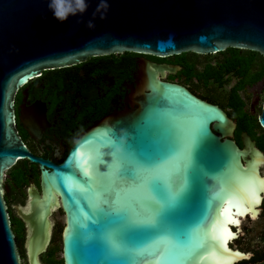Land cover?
Listing matches in <instances>:
<instances>
[{"label": "water", "instance_id": "1", "mask_svg": "<svg viewBox=\"0 0 264 264\" xmlns=\"http://www.w3.org/2000/svg\"><path fill=\"white\" fill-rule=\"evenodd\" d=\"M84 4L81 11L76 0H66L70 11L61 20L53 0H0V264H21L3 187L20 159L39 170L38 189L32 186L25 207H16L27 228L28 264H43L54 209L64 216L63 264H235L250 258L231 247L239 230L230 221L264 197L263 151L246 132L237 145L235 122L221 107L163 80L178 65L144 56L233 48L264 58V0ZM124 52L142 56L128 95L135 108L86 129L57 163L33 155L15 127L17 91L42 71ZM257 121L264 129V99ZM247 212L252 218L258 210Z\"/></svg>", "mask_w": 264, "mask_h": 264}, {"label": "flooded vegetation", "instance_id": "2", "mask_svg": "<svg viewBox=\"0 0 264 264\" xmlns=\"http://www.w3.org/2000/svg\"><path fill=\"white\" fill-rule=\"evenodd\" d=\"M239 54H241V51H239ZM172 56L174 55L164 58L154 56H144V58L157 63L164 62L178 65L179 69L173 74L166 73L163 80L183 85L181 82L182 66L177 64L171 58ZM225 56H229L228 53ZM221 57L223 56L213 54L201 56L199 59L202 67H204L209 64L216 65L218 59ZM141 59V55H136L133 58H127L126 61L122 60V67H117L114 63L102 61L101 66L94 69L91 66H87L78 69V71H61L60 73L55 72L54 69L45 70L38 77L27 82L26 85L17 91L14 97V113L17 133L28 150L36 157L57 163L58 157H63L75 138L86 129L92 127L106 116L135 108L129 102L128 95L131 88L135 87ZM103 64L112 65L113 67L104 66ZM201 65L199 66L200 68ZM256 66V68L255 66L251 67L250 76H253L257 72L258 63ZM195 81L197 82L199 79L196 78ZM240 83L241 88H238L236 92L242 99L240 107L242 113L245 114V123L247 125L254 124L253 118L257 120L263 103L262 101L259 105V100L264 92V75L252 83H249L247 78L236 77L235 75L229 79L225 88L228 92H232ZM186 87L201 99L216 104L209 98L194 92L190 87ZM218 106L235 122L233 139L237 143L235 132L240 130V119L233 116L231 107L226 109L220 105ZM244 132L248 134L247 131L240 130L239 136ZM250 132L259 137L264 132V129L258 124V126L251 128ZM248 135L250 136V134ZM251 139L256 143L254 138L251 137ZM237 145L241 147V144L237 143ZM20 160L26 161L27 159ZM27 163L30 169L24 174L26 176L24 183L19 187L15 186L12 181L4 185L5 195H7L8 204L6 205L9 209L8 213L14 214L23 226L24 238L22 244L26 241L27 228L26 224L19 218L16 207L24 208L29 200V190L31 187L34 186L36 189L39 187L38 165L30 163L28 160ZM32 172H37L36 178ZM6 178H9L8 173L6 174ZM261 210L264 211V200ZM52 216L53 213L50 215L49 243L40 255L41 263H43L42 255L47 251L52 242L57 241L56 230L59 223H55Z\"/></svg>", "mask_w": 264, "mask_h": 264}, {"label": "trees", "instance_id": "3", "mask_svg": "<svg viewBox=\"0 0 264 264\" xmlns=\"http://www.w3.org/2000/svg\"><path fill=\"white\" fill-rule=\"evenodd\" d=\"M231 52H218L217 55H221L220 59L216 65H205L202 67L200 57L201 56H210L213 54L199 55L193 52H185L179 55H174L171 58L179 65L182 66L181 70V82L183 85L190 87L194 92L201 94L206 98H209L214 103L222 106L223 108L231 107V112L233 116H236L240 119V130L247 131L252 138L256 140L257 147L264 151V132L260 134L259 137H256L255 134L251 133V128L258 126L256 118H253L254 124L245 123V114L241 111L242 99L238 96L236 90L241 88V83L235 87L232 92H228L225 88V85L228 83L229 79L236 75V77L247 78L249 83H252L264 75V58L257 52H252L248 50H238L229 48ZM237 51V52H236ZM241 51V54H239ZM229 56H225V55ZM138 54L124 52L122 54H111L106 56H98L88 58L86 61L71 67L54 69L55 72H71L78 71L82 67L91 66V68H96L101 66V62L107 61L109 63H114L117 67H122L123 62L127 58H133ZM158 58V57H157ZM258 70L253 75L250 76V70L252 66L257 67ZM108 67H113L112 65H105ZM201 65V68L199 67ZM199 81H195L196 78ZM62 85L61 83H58ZM225 88V89H224ZM253 126V127H252ZM239 130V131H240ZM239 131L235 132V139L240 145V136ZM30 167L28 166L27 160H18L9 170V178L5 179V184L12 181L15 186L19 187L26 180L24 175L29 171ZM33 173V172H32ZM37 172L33 173V176L36 178ZM11 179V180H10ZM5 204L7 202V195L4 194ZM7 206V205H6ZM9 209L7 208V211ZM9 215V223L11 229L15 235V240L17 244V250L20 255V263L24 261V250H23V226L19 219L11 213ZM59 227V226H58ZM61 237V236H60ZM61 250L60 243L52 242L48 247L47 251L42 255V261L45 264H63L62 257H58V252ZM235 264H264V251L252 254L248 260H241Z\"/></svg>", "mask_w": 264, "mask_h": 264}, {"label": "rangeland", "instance_id": "4", "mask_svg": "<svg viewBox=\"0 0 264 264\" xmlns=\"http://www.w3.org/2000/svg\"><path fill=\"white\" fill-rule=\"evenodd\" d=\"M231 51L232 50L226 49V52L228 53ZM263 99H264V92L262 93L261 98L259 100V105L262 103ZM259 172L261 175L264 176V164L260 165ZM4 185H5V181L3 183V187ZM263 200H264V197L261 203H259L258 206L256 207L258 212L254 218L245 217L241 219V222L237 227V229L239 230V235L235 240L231 241L232 242L231 247L239 249L240 251L248 252L251 254V256L254 253L264 251V211L261 210V205L263 203ZM20 205L24 206L23 204H20ZM53 211L54 212H53L52 217L54 218V222L59 223V227L56 230L57 232L56 240H57V243H60V248H61V237H60L61 234L60 233H61V228L64 224V216L59 209H54ZM23 250H24L25 257L22 263L28 264L27 256H26L27 253H26L24 244H23ZM57 255L58 257L61 256V250L58 252ZM248 259L249 258H246L245 260H248Z\"/></svg>", "mask_w": 264, "mask_h": 264}, {"label": "clouds", "instance_id": "5", "mask_svg": "<svg viewBox=\"0 0 264 264\" xmlns=\"http://www.w3.org/2000/svg\"><path fill=\"white\" fill-rule=\"evenodd\" d=\"M76 4L81 11L86 10L84 0H76ZM66 0H53V6L55 8V15L61 20L65 19L70 9L65 6Z\"/></svg>", "mask_w": 264, "mask_h": 264}, {"label": "bare ground", "instance_id": "6", "mask_svg": "<svg viewBox=\"0 0 264 264\" xmlns=\"http://www.w3.org/2000/svg\"><path fill=\"white\" fill-rule=\"evenodd\" d=\"M259 192H260V191H259ZM259 192H258V194H259ZM257 205H258V204H257ZM257 205L253 206L252 209L256 208ZM241 213H243V214H241ZM245 213H246V212H240L238 215H240L241 217H238V215H237V220L239 221V223H238L237 225L240 224L241 219L245 218ZM247 213H248V212H247ZM248 214H250V213H248ZM256 215H257V214H255V215H252V214H251L252 218H254ZM232 237H233V236H232ZM232 237H231V238H232ZM231 238H229V239H231ZM229 239H228V240H229ZM228 240H227V241H228ZM227 241H226V242H227ZM226 242H225V243H226Z\"/></svg>", "mask_w": 264, "mask_h": 264}, {"label": "snow or ice", "instance_id": "7", "mask_svg": "<svg viewBox=\"0 0 264 264\" xmlns=\"http://www.w3.org/2000/svg\"><path fill=\"white\" fill-rule=\"evenodd\" d=\"M253 202H254V203H258L259 200L256 199V198L254 197V198H253ZM251 210H252L251 208H246L244 211L247 212V211H251ZM241 214H243V213H241ZM253 214H254V213H253ZM230 222H231V223H235V224H238V223H239L238 220H234V219L231 220ZM228 264H231V262L229 261Z\"/></svg>", "mask_w": 264, "mask_h": 264}]
</instances>
